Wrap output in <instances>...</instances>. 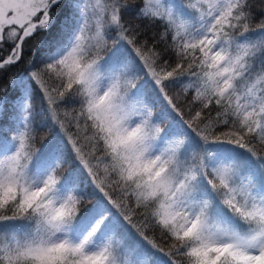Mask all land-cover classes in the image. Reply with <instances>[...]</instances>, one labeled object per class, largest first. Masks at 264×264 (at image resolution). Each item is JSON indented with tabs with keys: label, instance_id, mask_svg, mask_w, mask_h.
<instances>
[{
	"label": "snow or ice",
	"instance_id": "snow-or-ice-1",
	"mask_svg": "<svg viewBox=\"0 0 264 264\" xmlns=\"http://www.w3.org/2000/svg\"><path fill=\"white\" fill-rule=\"evenodd\" d=\"M0 264H264V0H0Z\"/></svg>",
	"mask_w": 264,
	"mask_h": 264
},
{
	"label": "trees",
	"instance_id": "trees-1",
	"mask_svg": "<svg viewBox=\"0 0 264 264\" xmlns=\"http://www.w3.org/2000/svg\"><path fill=\"white\" fill-rule=\"evenodd\" d=\"M31 43L35 44V41H32ZM19 68L22 69L23 68V65L19 66ZM17 70H19V69H13V71H17Z\"/></svg>",
	"mask_w": 264,
	"mask_h": 264
},
{
	"label": "rangeland",
	"instance_id": "rangeland-1",
	"mask_svg": "<svg viewBox=\"0 0 264 264\" xmlns=\"http://www.w3.org/2000/svg\"><path fill=\"white\" fill-rule=\"evenodd\" d=\"M41 135H43V133H41Z\"/></svg>",
	"mask_w": 264,
	"mask_h": 264
}]
</instances>
